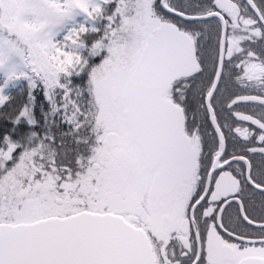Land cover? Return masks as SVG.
<instances>
[{
  "label": "snow or ice",
  "instance_id": "snow-or-ice-1",
  "mask_svg": "<svg viewBox=\"0 0 264 264\" xmlns=\"http://www.w3.org/2000/svg\"><path fill=\"white\" fill-rule=\"evenodd\" d=\"M0 264H264V0H0Z\"/></svg>",
  "mask_w": 264,
  "mask_h": 264
}]
</instances>
